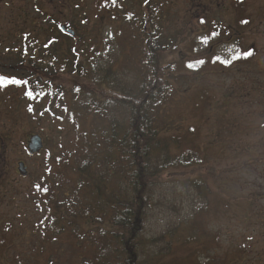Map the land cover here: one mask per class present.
Wrapping results in <instances>:
<instances>
[{"label":"rangeland","instance_id":"rangeland-1","mask_svg":"<svg viewBox=\"0 0 264 264\" xmlns=\"http://www.w3.org/2000/svg\"><path fill=\"white\" fill-rule=\"evenodd\" d=\"M142 1H134L135 10ZM237 1L167 0L163 13L166 22L158 34L163 39L170 36L177 44L175 51L164 56L167 67L168 63L176 65L177 76L173 85L177 101L168 113L191 139L186 141L194 143L200 164L176 173V182L164 188L161 203L148 219L146 236L152 238L169 228L177 230L180 222L194 215V233L177 230L162 264H264V0H246L245 5ZM118 2L35 0L32 7L28 0H3L0 40L17 32L22 33L23 43L40 46L53 38L66 50L68 39L59 31L65 26L78 32L75 45L80 51L96 45L101 61H118L117 72L125 67L133 70L136 52L132 56V50L123 48L121 39L114 36L129 13L123 6L118 19H113L116 13L111 5ZM230 2L236 5L231 11L219 10V5L225 8ZM208 9V14L201 11ZM197 13L208 22H194ZM246 16L252 19L249 26L240 23ZM218 26L229 29L234 37L242 33L248 39L242 45L194 44V33L197 43H205L209 37H203V32L214 33ZM210 37L217 39L216 33ZM8 43L13 45L10 49L21 46ZM250 50L252 55L245 58ZM13 56L0 59V264H47L56 247L40 241L45 237L40 222L53 209L50 197L59 193L57 185L65 190L76 187L77 160L92 123L84 117L77 90L88 87L89 81L67 70L46 76L38 63ZM30 72L38 75L28 76ZM40 74L45 76H41L42 83H48L45 96H38L42 90L33 82ZM27 77L33 84L24 83ZM60 93L64 97L56 99ZM32 135H39L44 143L43 151L35 156L27 151ZM20 162L28 171L25 178L17 171ZM193 176L194 191L185 182ZM86 217L80 214L76 219L82 233L109 229V218L102 217L94 225ZM62 238L66 245L72 243ZM72 258L71 264H81L79 258Z\"/></svg>","mask_w":264,"mask_h":264},{"label":"trees","instance_id":"trees-1","mask_svg":"<svg viewBox=\"0 0 264 264\" xmlns=\"http://www.w3.org/2000/svg\"><path fill=\"white\" fill-rule=\"evenodd\" d=\"M122 21L114 36L121 39L123 48L132 50V56L136 52L133 70L125 67L117 72L114 65L118 61H101L102 52L96 45L82 49V53L75 45L80 37L75 30L72 37L59 29L68 39L66 50L52 38V42L38 46L36 59L23 56L20 60L38 63L46 76L67 70L89 81L88 87L77 90L84 117L91 118L92 123L84 135L86 143L79 161L76 159V187L65 190L56 184L59 193L54 199L50 197L53 209H48L50 215H42L40 222L45 235L40 241L56 247L54 258L47 264H71L72 257L79 258L81 264H162L173 248L177 230L194 233L193 215L180 222L177 230L169 228L156 237L146 236L148 219L161 203L164 188L176 182L178 171L194 170L200 162L194 143L186 141L191 139L168 113L177 101L173 87L176 65L166 61L167 67L164 56L175 51L177 44L170 36L161 39L158 34L166 17L134 9ZM46 34L50 36L49 31ZM34 75L38 73L28 76ZM41 76L45 77L40 74L33 82L42 90L38 96H45L48 83H42ZM31 80L27 77L24 83L33 84ZM62 97V93L55 95L56 99ZM202 181L197 185H204ZM185 182L194 191V176ZM45 185L50 188L48 182ZM80 214L94 225L101 223L102 217L109 218V229L82 233L76 222ZM63 236L74 245L63 243ZM89 245L92 248L85 251Z\"/></svg>","mask_w":264,"mask_h":264},{"label":"flooded vegetation","instance_id":"flooded-vegetation-1","mask_svg":"<svg viewBox=\"0 0 264 264\" xmlns=\"http://www.w3.org/2000/svg\"><path fill=\"white\" fill-rule=\"evenodd\" d=\"M120 1L121 2L114 3V5H111L112 10L114 11V13H116V14L112 15L113 19H114V17H115V19H118L117 16L120 14L118 10H120V9L124 10L122 8L123 6L127 7L129 9V12L131 10H134V6H135V2L134 1L135 0H120ZM245 1L246 0H240V3L245 5ZM28 2L30 3V6L32 5V7L35 4V0H30V1L28 0ZM238 2H239V0L237 1V3ZM0 3L3 6V0H0ZM166 6H167V0H144V2L142 1L141 5L138 3V8L137 9L140 10V11H143V12H158L160 17L163 16L165 18L163 13L166 12ZM235 6L236 5L234 4V2H230L229 5L224 6L225 8H221V6L219 5V7H220L219 10L226 11V13H228L229 11H231L232 7H235ZM36 8L37 7H35V9ZM212 8H214V7H211V9ZM201 11H203V13H205V14L209 13V9L208 10H201ZM196 12L201 13L200 11H196ZM27 16H29L28 13H27ZM193 18H194V22H197L198 24L199 23L200 24H204V23L208 22V21H206L207 18L205 16L200 15L198 13H197L196 16L192 17V20H193ZM202 18H203V20L200 21V19H202ZM248 18H250V17L246 16L244 18V20L240 21V23L241 24L245 23V24H247L249 26L250 23H252V19H248ZM164 25H165V23H162V25H161L162 29H163ZM199 27L200 26L198 25V28ZM259 30L260 29H258V33H259ZM203 33L204 34L202 36L203 37L204 36H206V37L208 36L209 37L208 38L209 41L204 43L203 40H201L200 43H197V42H199L198 40L196 41V37L198 35L194 33V44H202L203 43V44H210V45H221V44L222 45H230V44H232V45H242L243 44L242 41H244V40L246 41L248 39V38H244V36H243L244 34H242V33L239 34L238 36L234 37L235 34H231L229 29H221L220 26L216 27L215 31H214V33H216L217 39L210 37V36L214 35V33L212 31H210L209 33L204 31ZM13 36H14V38H13ZM159 36L161 37V34H159ZM230 36H232V37H230ZM10 37H12L13 39H11ZM8 38H9V41H13L15 43L20 44L21 45L20 48L10 49V46H13V45L11 43H8L9 42L7 40ZM161 39H163V38H161ZM31 43H32V46L31 45L29 46V44H31ZM0 52H2V53H0V59L1 58L2 59L3 58L7 59V58H9V55H11V56L14 55L15 56V57L13 56L14 60H18V59L22 60L23 56H24L25 59L33 60V59H36L39 56V54H38V44L34 43L32 41H27V42L23 43L22 33L19 34L17 32L16 33L13 32V33L7 34V36L4 39L0 40ZM12 52H14V53H12Z\"/></svg>","mask_w":264,"mask_h":264},{"label":"water","instance_id":"water-1","mask_svg":"<svg viewBox=\"0 0 264 264\" xmlns=\"http://www.w3.org/2000/svg\"><path fill=\"white\" fill-rule=\"evenodd\" d=\"M61 30L70 36H74L75 33L72 30H67L65 26L61 27ZM44 149L43 139L39 135H32L27 143V151L30 156L39 155ZM17 171L21 177H27L28 171L24 163H18Z\"/></svg>","mask_w":264,"mask_h":264},{"label":"snow or ice","instance_id":"snow-or-ice-1","mask_svg":"<svg viewBox=\"0 0 264 264\" xmlns=\"http://www.w3.org/2000/svg\"><path fill=\"white\" fill-rule=\"evenodd\" d=\"M250 55H252V51L250 50L248 53H245V58L247 57V56H250ZM238 58V57H237ZM189 67H191V65H189ZM12 83H19V81H12Z\"/></svg>","mask_w":264,"mask_h":264}]
</instances>
